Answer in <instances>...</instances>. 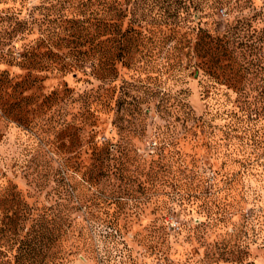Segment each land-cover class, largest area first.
<instances>
[{
    "label": "rangeland",
    "instance_id": "rangeland-1",
    "mask_svg": "<svg viewBox=\"0 0 264 264\" xmlns=\"http://www.w3.org/2000/svg\"><path fill=\"white\" fill-rule=\"evenodd\" d=\"M97 10V0H0V226L13 225L5 209L11 203L17 217L30 210L22 223L36 228L47 207L67 202L56 192L68 190L90 234V248L71 264H234L244 251L264 264V0H243L233 14L226 6L205 18L194 12L191 33L144 26L143 42L159 57L152 66L117 62L109 73L70 53ZM14 22L18 31L6 39ZM204 29L232 32L230 57L216 55L214 40L204 56H182ZM181 56L179 65L165 62ZM94 98L86 119L83 108ZM180 102L211 132L196 128L182 141ZM167 132L176 138L170 169L156 137ZM102 141L129 148L127 185L114 177V184L91 186L69 168L83 170L92 144ZM179 155L193 166H177ZM119 187L128 188L121 206L98 212L116 220L115 233L91 219L86 201ZM197 225L203 228L193 231Z\"/></svg>",
    "mask_w": 264,
    "mask_h": 264
},
{
    "label": "trees",
    "instance_id": "trees-1",
    "mask_svg": "<svg viewBox=\"0 0 264 264\" xmlns=\"http://www.w3.org/2000/svg\"><path fill=\"white\" fill-rule=\"evenodd\" d=\"M242 1L122 0L118 2L116 0H97L98 10L94 14L91 13L88 18V21L91 20L88 31L83 36H77L78 40L70 49V53L82 57L81 60L83 62L89 60L92 67L94 69L98 68L102 73L112 72L117 62L129 66L141 60L145 64L152 66V61L159 56L153 48L143 42L142 29L144 26H180L191 33L194 31V25H191L194 12V17L197 15V18H205L213 15L218 8L226 6L229 12L233 14V12L240 10ZM206 10L208 11L203 13ZM233 23L237 24L238 21L232 18L231 24ZM18 26L16 22L7 26L6 39H10L18 31ZM230 33L232 32L228 30L221 37L211 36L204 29L202 36H200V42L193 40L182 56L186 57L189 62L195 52L202 51V56H204L209 50V41L214 40L216 55L224 58L230 57L232 52L229 48V43H231L229 40ZM82 45L84 46L83 49L81 48ZM182 56L178 61L166 60L165 62L168 66H173L175 63L179 65ZM97 103L96 98L86 102V106L83 108L86 119H90ZM179 106L181 114L178 119L182 122L184 130L182 137H180L182 141L189 139L191 137L189 135L196 128L201 131V134L207 135L206 132H211L212 125L206 119L196 116L194 110L187 102H180ZM124 111L127 116H130L131 110L128 111L127 108H124ZM130 123L135 125L133 122ZM156 137L160 143L163 142L160 145V150L165 149V154L163 155L165 167L170 169L169 162L173 160L169 159L167 154L169 152L173 153L169 146L176 144V138L173 140L174 135L172 132H167L165 136L162 134L161 137L157 134ZM120 146L121 143L117 145L104 141L99 144L93 143L90 152V162L83 166V170H77L75 165H70L69 168L74 172H80L81 178L91 186L112 184L114 177L119 178L124 185H127L130 180L126 170L129 169L128 164L134 158L126 144L122 147ZM193 160L191 158L187 161L185 157L179 155L174 161L177 166L191 168L194 163ZM47 166L49 168V165ZM163 181L167 186L172 182L171 179L166 178ZM66 184L69 183L61 176L58 187L64 188ZM180 185H187V183H180ZM127 192L128 188L125 187L120 189L111 188L105 196L95 195L89 198L86 202L89 203L91 219L104 223L106 227L111 228L116 233L118 231L116 220L112 219L111 215V218H106V215L101 218L98 212L102 211V213L105 212L107 214L105 208L111 203L121 206L120 198L124 197L125 194L127 195ZM56 195L60 201L65 200L67 202L56 203L54 208L47 207L46 215L40 218L36 228L33 225L26 228V225L22 223L23 221L26 222L28 215L32 214L30 210H26L27 212H24L21 217H17V207L11 203L6 206V216H8L10 224L13 223V225H10L7 229L0 226V264H71L78 252L90 248L89 228L83 219L77 216L79 211L77 199L68 190H66V193L65 191L56 192ZM94 206L98 209L93 210ZM16 218L20 222H16ZM200 228L203 227L199 225L193 226V231L200 230ZM227 252L233 253L229 250ZM233 257L236 259V261L231 260L234 261V264H239L236 263L238 261H241L240 264H255L253 260L248 258L249 253L247 251H244L243 256L239 257L240 259ZM218 260L213 262L218 263Z\"/></svg>",
    "mask_w": 264,
    "mask_h": 264
}]
</instances>
